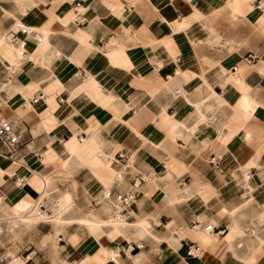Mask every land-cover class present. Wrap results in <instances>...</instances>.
<instances>
[{"label": "crops", "instance_id": "1", "mask_svg": "<svg viewBox=\"0 0 264 264\" xmlns=\"http://www.w3.org/2000/svg\"><path fill=\"white\" fill-rule=\"evenodd\" d=\"M0 114L21 136L13 158L0 143V213L56 171L83 198L53 191L71 222H50L48 264H264V0H0Z\"/></svg>", "mask_w": 264, "mask_h": 264}, {"label": "rangeland", "instance_id": "2", "mask_svg": "<svg viewBox=\"0 0 264 264\" xmlns=\"http://www.w3.org/2000/svg\"><path fill=\"white\" fill-rule=\"evenodd\" d=\"M49 179L53 181V186L48 182V203H53L54 198L52 195L53 191H57L56 194L70 191L76 195V201L78 204H81L83 201L81 192L78 188V184L75 183V180L69 177L66 174L61 173L60 171H56L54 174L47 176ZM68 187V189H67ZM67 189V190H66ZM50 194V195H49ZM66 196L62 197V201H65ZM36 202V201H33ZM32 202V203H33ZM51 206V204H50ZM94 209V207H89ZM1 209V208H0ZM51 210V209H50ZM54 210V209H53ZM1 212V211H0ZM52 215V212H51ZM8 216L2 215L0 213V228H2L3 239L5 240V244L0 245V258L1 257H9L6 263L12 264L14 261L18 264H23L25 258L31 253V247H34L38 252L39 258H35L36 261H30L28 264H48L51 261V257H53L52 252L53 244L50 243L51 238L46 237L49 235L53 228L48 221L44 222H36L33 223L28 229H18L16 226H9L10 217L8 220L2 221V219H7ZM47 222V223H45ZM9 226V227H8ZM6 228V229H5ZM12 232V233H11ZM63 238V237H61ZM45 240L48 244L43 245L42 241ZM60 244H66L65 241H59ZM4 245V246H3ZM23 260V261H22Z\"/></svg>", "mask_w": 264, "mask_h": 264}, {"label": "built area", "instance_id": "3", "mask_svg": "<svg viewBox=\"0 0 264 264\" xmlns=\"http://www.w3.org/2000/svg\"><path fill=\"white\" fill-rule=\"evenodd\" d=\"M85 22V19L83 17V8L80 4H76V23L77 24H83ZM30 35H35V38H37L36 31L33 30L31 27H26L23 25H19L17 29L11 30L7 34V39L10 44L13 46H16L19 49V52L21 56L25 55L27 53V38ZM0 143L2 147L5 150V153L8 157L13 158L16 153L19 151L21 147V136L18 132L15 131L12 123L6 119L3 115L0 114ZM120 159H125L123 155H119ZM215 159H211V161H214ZM144 179L142 177H138L133 180L132 186L134 189H137L142 183ZM3 195V191L0 189V196ZM106 197L112 196L110 191H107L105 193ZM117 207L115 213L112 215L114 220L121 219V216L124 212L128 211L130 208H132L136 201V191H131L128 193L123 194H116L114 195ZM38 217H49L51 215V206L48 203V201H41L37 204ZM196 225V223L194 224ZM205 231L209 233H213V228L210 225L205 226ZM202 253V250L195 246L194 244H189L186 246V252L185 257L187 259H197L200 254ZM8 259H1L0 264H7L6 261ZM30 261H26L23 264H28Z\"/></svg>", "mask_w": 264, "mask_h": 264}, {"label": "bare ground", "instance_id": "4", "mask_svg": "<svg viewBox=\"0 0 264 264\" xmlns=\"http://www.w3.org/2000/svg\"><path fill=\"white\" fill-rule=\"evenodd\" d=\"M42 190H44V187L42 188ZM45 194H42L41 197L38 199V201H36V203L33 206H30V208L28 206V209L24 213L22 212V214H20V215H19V213L17 215L14 212L10 211L8 206H4V208L8 210L7 214L10 217L9 226H16L18 229H28L31 225H33V223H36V222H44V221L52 222L57 227H59V226H65V225L69 224L71 221L69 222V221H66L65 219L62 221L60 218H58L56 216V214L53 217H38L37 216V212H38L37 204L39 202H41V201H46L47 200V197H46ZM60 203H61V205H58L57 203H55V206H56L57 209L63 208L65 201H62L61 200ZM7 205H9L8 202H7ZM50 209H52V205H51V208ZM111 227H116V226H111ZM118 227L121 230H124V228H125L124 225H121V226H118ZM138 233H139L138 235L144 237L146 234H148V231H147V229H146L145 226H140L139 227V230H138ZM142 237H140V238H142ZM1 244H5V240L3 239L2 228H0V245ZM8 258L9 257H4L3 256V257L0 258V260L1 259H8ZM9 262H8V264H9ZM13 264H18V263L14 261Z\"/></svg>", "mask_w": 264, "mask_h": 264}]
</instances>
